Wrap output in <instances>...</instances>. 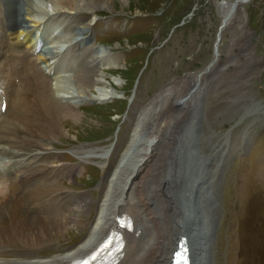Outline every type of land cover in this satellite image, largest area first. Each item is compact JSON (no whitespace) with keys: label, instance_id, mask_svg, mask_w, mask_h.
Masks as SVG:
<instances>
[{"label":"rangeland","instance_id":"obj_1","mask_svg":"<svg viewBox=\"0 0 264 264\" xmlns=\"http://www.w3.org/2000/svg\"><path fill=\"white\" fill-rule=\"evenodd\" d=\"M19 1L17 6L21 8L22 0ZM218 1L129 0L123 11L101 10L91 20L92 29L85 34L88 38L77 35L76 27H73L75 22H71L70 18H62V22L67 19L68 24L61 34L70 36V43L60 50L55 60L49 59L51 65L47 70L55 69L56 60L67 55L72 57L70 49L73 47L76 50L78 45L74 46L75 40L71 39L81 38L80 51L83 52L78 54L79 49L76 50L80 58H72L67 77L76 76L71 69L74 62L80 68L87 58L98 57L103 61L106 58L103 52L113 61V55H118V67L103 68L95 64L94 67L102 78L106 77L118 89L119 97L104 102L82 103L75 100L74 103L79 105L76 110L78 116L75 119L65 118L60 123L63 133L60 132L56 140L54 138L50 142L44 138L47 147L50 145L49 148L57 154L43 160V164L48 163L58 173L54 172L52 176L55 201L52 203L51 198L47 199V204L41 205L37 215L33 216L62 222L75 204L67 202L73 196H87L90 204L79 212L80 222L69 227L65 233L60 229L58 232L44 231V241L40 243H24L17 237L3 234L13 233L11 230L17 227L15 220L0 224V249H8L0 251V259H33L34 253V257L44 258L42 260L53 259L77 249L80 245L77 243L83 242L95 220L97 202L107 189L110 175L119 166L118 161L131 138L136 113L156 94L169 87L165 99L157 101L155 109H159L153 115L157 119H154L148 132L143 131L144 134L147 132L146 138L139 141L141 145L152 141V148L142 158L139 167L132 171L136 182L130 184L128 181L125 185L129 187L127 193L132 199L127 200L128 204L135 209L129 212L133 223L138 222L143 227L138 228L136 233L132 229L129 231L130 236L127 237L131 239L125 241L127 244L121 264H127L124 259L135 258L152 243L156 250L158 242L161 243L159 252L169 247L174 230H178L179 218L194 224V233L204 234L210 222L213 200L216 202V224L211 246L213 264H264V0H243L240 5L242 10L232 14L231 20L221 25L219 31L223 12ZM28 6L29 3H25V11ZM116 8L121 9L120 5ZM83 15L90 18L89 13ZM15 29L17 26H13ZM216 34L219 35L218 58L213 62L212 69L202 76L197 89L190 92L181 104L175 103V92H187L186 84L177 89L181 80L189 82L190 86L196 72L205 68L212 58ZM17 49L15 47L14 52L7 53L6 63L15 58L14 65L20 67L25 61L20 58L25 59L26 48H23V57ZM51 49L53 52L48 49L47 57L59 51L53 46ZM42 62L46 65L45 61ZM51 78L48 84L54 86L55 79ZM74 82L70 86L73 91L76 87ZM196 108L200 109L199 117L195 115ZM169 113H179L180 116L163 132L164 124L160 127L158 121L163 114ZM150 131H158L160 135L152 137L154 133ZM21 162L23 165L22 158ZM165 167L170 168L169 177L165 174ZM138 177L141 183L136 185ZM166 178L172 181V197L168 196L172 200L171 205H164L166 199L162 198L160 190ZM40 182L38 179L41 185ZM35 183L29 187L36 186ZM156 184L160 186L161 192L157 194L160 198L155 199L157 202L148 203V207H152L150 216L154 222L144 214L135 193L136 189L142 188L148 195ZM63 190L68 192L66 196ZM48 196H52L51 190ZM58 204L60 207L63 205L61 212L57 211L59 206H53ZM49 211L64 215L50 217ZM49 233L52 238L48 237ZM154 237L156 241H153ZM153 257L156 261L155 254Z\"/></svg>","mask_w":264,"mask_h":264},{"label":"bare ground","instance_id":"obj_2","mask_svg":"<svg viewBox=\"0 0 264 264\" xmlns=\"http://www.w3.org/2000/svg\"><path fill=\"white\" fill-rule=\"evenodd\" d=\"M5 1L9 9L5 6H2L1 5L2 0H0V29H3L2 24L4 23V20H6L9 24H11V27L17 26V29H15V31L13 30L9 32V33L12 32V35L10 37L14 38L15 41H12V39L10 40L7 34L3 35L4 37L2 41L0 40V43H1V46H0V76L1 75L7 76L6 72L8 70L12 71L13 74H15L17 77L20 78L21 83L24 87V90L21 91L19 87V92H18L14 106L11 107L7 105V110L9 114L0 123V152L3 153L5 156L14 158V161L11 164V168L13 167L14 164H20L21 158L24 160V164L22 165V171L14 172L15 170H19L17 166H14L12 173L14 174V177L15 175L18 176V181L20 183H23V185L19 186V188L23 191L24 194L19 195L17 198L24 199L28 197V201L26 202L25 207H24L20 205L22 204V202L17 199H12V201L8 200V198L1 199L0 204L2 203L4 204L5 210L0 209V224L15 220L14 225H16L17 227L11 230L13 233L9 234L8 232H3V234H7L11 238L17 237V239H21L23 242L25 241L24 243H33V242L40 243L44 241L43 240L44 235H45L44 231L53 232L56 230L58 232L60 229L62 233H65L69 227L71 226L73 227L77 225L80 222L78 221L80 219L79 212L84 207H88V205L90 204V201L87 199V196H80V197L73 196L72 202L73 204L74 203L75 204L73 208L70 209V211L68 212L67 218H64L62 222L59 220L36 218L35 216H33V215H37L36 213L38 212L37 209H40L41 205L45 206L47 204L45 203L47 199L51 198L52 203H53V200L55 201V198L53 197V195L48 196V197H46V195L48 194V191L51 190V188L53 187L55 188L53 184L54 182L52 180V176L54 172L56 173L57 171L52 169L48 164H43V160H48L49 158L54 157L57 154L49 148L50 145L47 147L48 143L45 142L44 138L47 140H51L50 142L54 141V138L56 140V138L61 133H63V130H62L63 126L61 127L60 123L64 121L65 118L75 119L78 116L79 112H77L76 110H78L77 107L79 105L74 103L75 100L82 101V103L89 102V101L104 102V101H108V100L110 101L116 97H119V93L117 92L118 89L114 87L112 84H110V82L107 80L106 77L102 78L100 76L101 73L100 74L98 73L97 67L96 66L94 67V64L97 66L101 65V67L103 68H109V67H112L113 65L117 66L119 64L118 62L119 57L118 55H113L114 57L111 56L114 59L113 61L109 56H106L107 54L106 55L104 54L106 52H103V56L106 57L103 61H101L102 58L99 59L98 57L87 58L85 59V62H83L82 65L80 64L81 65L80 68L79 66L77 67L76 66L77 63L74 62L72 63L73 68L71 67V69L73 70L72 72L74 73V75L76 74V76L67 77L70 74L69 73L66 74V72L69 70V68L68 69L66 68L70 65V62H72V57L64 56L63 58L56 60L55 69L51 70L50 68L51 75L46 76V75H40V73H38L36 69L34 68V65L32 67L31 73L29 74L30 67H31V60H30L29 55H27L28 54L27 52L24 55L25 59L20 58V59L25 60L23 61L24 64L23 65L21 64L22 66L20 67H17L13 64L11 65L10 63H6V59L8 57L7 53L12 52L13 50H15V47L22 45V44L24 46L23 48H25L26 46H29L34 49L35 48L34 29L41 28L48 33L50 31V27H54L62 23L63 17H68L70 18L69 20L71 22H75L73 27H76L75 29H76L77 35L85 36V34L87 32H90L92 29L93 23L91 22V20H93L94 17L98 16L101 10H104L107 12L123 11V7L128 4L129 0H116L117 4H116V1L114 0H37V2H35L34 0H22L21 8H23L24 10L23 12L21 11L22 9L17 6V0H5ZM230 1L231 0H226V1L219 0L218 1V5L222 9V12H223L222 16L231 7ZM40 2L41 4H39ZM241 2H236L234 4L233 11L231 15L227 18V20L231 18L232 14L236 15L238 10L239 11L242 10L240 9ZM25 3L26 4L29 3V6L26 8V11L24 9ZM118 5H120V8H121L120 10L116 8V6ZM34 12L36 14H34ZM16 13H18V15ZM87 13L90 14V16L88 15L90 17L89 19L85 18L87 17L86 15H83ZM45 17H46V20L44 19L41 20V18H45ZM29 23H32V24H29ZM69 34L71 33L69 32ZM1 35H2V30H1ZM18 35H19V38H18ZM69 37L70 36H68L67 34L60 33L58 35H55V36L53 35L52 37L48 38L47 42L50 41L49 43L54 47V49H56L59 45L67 41L69 44L70 43ZM90 39L92 40V38ZM74 40H75V42L73 43L74 46L77 43L78 46H75V47H77V49H79L80 51V44L82 41H80L79 43V40H81V38L80 39L73 38V40L71 39V41H74ZM68 44H66L65 47ZM218 47H219V40L216 43V48H215L217 53H218V49H217ZM23 48L17 49L21 57H23ZM49 49L51 52H53L51 48ZM6 50H8V52H6ZM43 51L45 50L39 49L36 53V56H38L43 61H45L46 66L49 69V66L51 65L49 63L50 57H47L48 53H45ZM80 52L82 53L83 51H80ZM217 58H218V54L216 56V59ZM212 64L209 66V69L207 71L205 72L200 71L198 75V83L193 89V91L197 89L198 85L200 84L202 76L212 69L213 67ZM24 66H26L25 74H24V68H23ZM64 69L66 70L64 71V73H62L61 71H63ZM51 77H54L53 79H55L54 86L53 85L50 86L52 83L48 84V81ZM38 80L39 82L41 81L40 86L34 84V82H37ZM73 80H75L74 83L76 84V87L74 90L75 93L72 90V88H70L71 82H73ZM195 80H196V74L193 76L192 81H191L192 84L190 86H188L189 82L185 80H181V84H180L181 86H177V89H181L186 84V86L188 87L187 88V91H188V89L191 88ZM115 82H116V79H115ZM105 83H107L108 86ZM103 84L104 86H102ZM94 87L96 88L94 89ZM169 89H170L169 87H165V89H163L161 92L156 94L153 99H151L147 104L143 105L144 107L142 106V108H140V111L136 113L135 124L132 129L131 138L126 148L122 152L120 161H118L119 166L117 167L116 171L112 173V176L110 175L108 182H107V189L103 191L104 193H103L101 200L100 201L98 200L97 202L99 205H98L96 216L94 214L95 220L91 224L92 226L91 225L89 226V229L87 231V234L83 242L77 243L78 245L80 244L77 247V249L74 252H68L67 254L62 255L61 257H54L53 259L42 260L44 258L42 259L33 258V259H30L29 261L0 259V263L25 264V263H41L43 261L47 263H51L54 261L62 262V261H65L66 258L68 257L75 256V255H82L84 252H86L88 249L94 246L95 243L101 238V236L107 231L109 226L112 225L115 213H119L121 210H125V211L132 213L133 212L132 209L135 210L132 205H131L132 206L131 208V206H129L128 204L127 200L131 199V196L127 193L129 187H125V185L128 183V181H130V184L136 182V179L132 177L133 176L132 171L139 167V164L142 158H144L147 155L148 150L152 148L151 147L152 139H150L151 143L148 141L145 143V145H141L139 141L140 139L147 136L146 133L149 131L150 125H152V122L156 118L153 115L157 114L155 111L158 112V109H159V108L155 109V107L157 108V101L159 99H165L166 92ZM10 90L12 94L13 87H11ZM185 93H186L185 91L183 93H180V91L175 92L174 93L175 103L177 102L178 104H181L182 101L184 100L180 101L179 97L183 96ZM25 94H27L28 96L26 97ZM175 95L179 97H176ZM67 100L69 102H67ZM186 103L188 104L189 102L187 101ZM195 115L197 117L200 116V109L197 110L196 108ZM179 116H180L179 113H169L168 115L163 114L162 119L158 121L160 127L162 126V124H164V129L162 128V131L165 130L167 126L169 127L172 121L177 120ZM143 131H147V132L144 134ZM151 133H154V132H151ZM155 133L152 137H158L157 135H160V132L158 131H156ZM147 140L148 139H146L145 141ZM137 144H140V145H137ZM79 150L82 154L84 153L83 151H81L82 150L81 147ZM172 160L173 159H171V161ZM169 170L170 168L165 167V174L167 176L169 174L168 172ZM167 178L162 181L163 187L162 189L160 188V190L163 193L162 198L166 199V202L164 203V205H171L170 201L172 200H170L168 196L172 197V188L170 186V182L172 181L168 180ZM38 179H39V182H40V179H42V182H40L42 183L41 185L37 184V186L29 187V186H32V184L36 182V180ZM140 183L141 182H139V177H138V181L135 184L137 185ZM159 187H158V184L154 185V187L152 188L151 192L148 195H146L147 193L143 192L142 188L136 189L137 193H135V197L137 198V201L141 205L144 211V214L148 215L147 218H150L149 220L151 221H154L151 219V216H150V214H152L153 211L151 212L152 207L151 205H149L148 207V203L151 204L153 200L157 202L156 201L157 198H160L157 196V194L161 192L159 191ZM169 192L170 194H168ZM64 193L66 196L68 192L64 191ZM160 202H162V200H160ZM59 203L61 204V202ZM67 203H69L70 205L71 202L69 201ZM215 204L216 202L213 200L211 203L212 214H210L211 216L209 220L210 222L208 223L207 230L206 232H204V234H200L196 232L194 233V227H193L194 224L193 225L191 223L189 224L187 221H185L184 218H179L177 221H179V224L181 225V227L179 228V224H177L178 230H174V235L170 241L169 247L167 246L166 247L167 249L165 248L166 250L163 249L162 251L160 250L161 252H159V249L161 246L160 242H158L157 250L152 247L153 243L146 247H145L146 244L144 243L145 248L142 249L141 253L138 256H135V258H132V259L129 258L128 260L124 259V261H126L127 264H163L166 261L165 262L166 264L169 260V256L173 248V245L175 244V240L177 239V233L181 230V228H183L184 231H186L188 234L190 250L192 253V264H212L211 250H210V246L208 245V242L213 233V227H214L213 222L215 221V212H216V209L214 207ZM69 205H66V206H69ZM53 206L58 207L59 204L53 205ZM61 207H63V205ZM61 207L59 206L58 208L60 209ZM95 213H96V210H95ZM55 214H57L56 217L64 215L62 213L60 214L55 213ZM55 214L54 212L50 213L49 211L48 215L50 217H55ZM68 219H69V222H66V220ZM201 223H203V221ZM60 225H62V227ZM58 226H60V228H58ZM141 227L143 226L138 225V222L134 224L132 221V229L133 231H135V233H136V230ZM125 233H126L127 242H129L131 238L130 237L128 238L127 236H130V234L127 232ZM50 234L51 233H49L48 237L52 238ZM154 235H156V233ZM1 239L2 237L0 236V241ZM154 240H155V237L153 241ZM125 241L121 249L122 251L123 249H125L126 247L125 245L127 244ZM212 241L213 239L211 240V243H210L211 246H212ZM28 246H31V244ZM126 250H128V248ZM123 254L124 252L122 253V255L118 256V260L115 264L122 263L121 259H123ZM154 254H155L156 261L153 259Z\"/></svg>","mask_w":264,"mask_h":264},{"label":"water","instance_id":"obj_3","mask_svg":"<svg viewBox=\"0 0 264 264\" xmlns=\"http://www.w3.org/2000/svg\"><path fill=\"white\" fill-rule=\"evenodd\" d=\"M241 1H243V0H231L230 1V8L225 12V14L221 17V22H220V24H219V26H218V31H219V28H220V26L221 25H223L224 24V22L227 20V18L231 15V13H232V11H233V7H234V4L236 3V2H241ZM218 40H219V35L218 34H216V36H215V40H214V43H213V57H212V59L207 63V65L205 66V68H203V72H205V71H207L208 69H209V66L213 63V61L216 59V56H217V51H216V43L218 42ZM199 73H200V71L196 74V81H195V83H194V85L196 84V82H197V80H198V75H199ZM193 89V87L192 88H190V90H192ZM189 90V91H190ZM185 96L186 95H183V96H181L180 97V100H183L184 98H185ZM215 220H216V215H215ZM215 223H216V221H214L213 222V226L215 227ZM214 227H213V233H214ZM179 232H182V233H184L185 235H186V238H187V240H188V242H189V239H188V234H187V232L186 231H184V229L183 228H181V230L179 231ZM213 233H212V235H211V237H210V240H209V242H208V245L210 246V250H211V240L213 239Z\"/></svg>","mask_w":264,"mask_h":264}]
</instances>
